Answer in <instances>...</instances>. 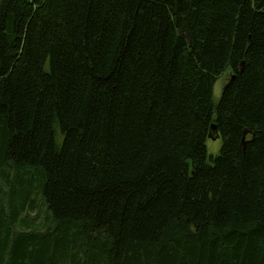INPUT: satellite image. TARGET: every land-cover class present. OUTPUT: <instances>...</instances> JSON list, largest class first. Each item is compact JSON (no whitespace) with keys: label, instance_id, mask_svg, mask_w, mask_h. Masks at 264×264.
<instances>
[{"label":"trees","instance_id":"1","mask_svg":"<svg viewBox=\"0 0 264 264\" xmlns=\"http://www.w3.org/2000/svg\"><path fill=\"white\" fill-rule=\"evenodd\" d=\"M1 193L0 264H264V0H0Z\"/></svg>","mask_w":264,"mask_h":264},{"label":"rangeland","instance_id":"2","mask_svg":"<svg viewBox=\"0 0 264 264\" xmlns=\"http://www.w3.org/2000/svg\"><path fill=\"white\" fill-rule=\"evenodd\" d=\"M231 76V72L230 71H227L226 73L222 74L219 79L217 80L216 84H215V87H214V101L217 103L220 96H221V93H222V90H223V87L225 85V83L229 80V77ZM222 142H223V139L222 137H218V138H208L207 140V149H208V153L210 155H217L219 152H220V149H221V146H222ZM36 176L39 177V173L36 172ZM39 181V180H37ZM8 191V189H6ZM3 194L1 193V197H0V205L3 203V204H6V201L7 199L9 198V195L8 193H6L5 196H2ZM37 198V202L39 201L40 203L42 202V204L38 203L39 204V207H42V211H41V216H42V219L45 220L46 219V216L48 215V209L47 207L45 206V204H43L44 202V198H43V195H37L36 196ZM43 205V206H42ZM54 224L56 225V222H54Z\"/></svg>","mask_w":264,"mask_h":264},{"label":"water","instance_id":"3","mask_svg":"<svg viewBox=\"0 0 264 264\" xmlns=\"http://www.w3.org/2000/svg\"><path fill=\"white\" fill-rule=\"evenodd\" d=\"M219 136H220V133L218 132L217 125L214 123L211 125L209 137L215 139V138H218ZM244 139H245V136H244Z\"/></svg>","mask_w":264,"mask_h":264}]
</instances>
